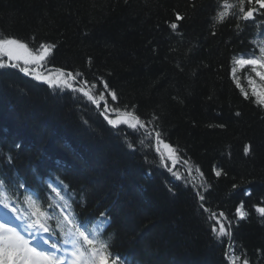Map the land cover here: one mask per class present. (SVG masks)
Instances as JSON below:
<instances>
[{"label":"trees","instance_id":"trees-1","mask_svg":"<svg viewBox=\"0 0 264 264\" xmlns=\"http://www.w3.org/2000/svg\"><path fill=\"white\" fill-rule=\"evenodd\" d=\"M216 12L217 0H0V36L54 44L50 69L103 78L118 95L108 97L113 106L159 117L180 157L173 171L191 182L84 98L15 68L0 69V175L41 193L45 181L63 180L82 218L108 217L111 252L128 264H229V238L214 237L201 203L234 221L237 254L264 264V217L253 207L264 206V109L243 98L231 74L233 56L253 51L264 16L237 29L233 18L215 23ZM248 71L237 75L250 91ZM241 202L245 219L236 217Z\"/></svg>","mask_w":264,"mask_h":264},{"label":"snow or ice","instance_id":"snow-or-ice-1","mask_svg":"<svg viewBox=\"0 0 264 264\" xmlns=\"http://www.w3.org/2000/svg\"><path fill=\"white\" fill-rule=\"evenodd\" d=\"M258 16H264V0H217V12L213 19L215 23H224L233 18L237 21V29H241L240 22H255ZM183 18L181 14H176V20ZM168 26L173 32L178 28L174 22ZM252 43L254 49L251 53L233 56L231 74L243 98L264 109V34ZM53 48L55 45L48 43L32 48L18 38L0 36V69L16 68L54 91H68L76 100L84 98L95 106L111 128L124 126L138 134L140 145L154 149L159 154L160 165L168 168L177 180H184L186 185L191 182L179 171H173L180 157L177 149L164 140L156 124L159 117L154 115L152 120H145L137 113L135 106H113L108 97L111 102H117L118 95L103 78L98 77L93 82L78 71L73 73L60 68L50 69L49 57ZM246 69L249 70L246 78L250 91L241 85L237 75L238 71ZM251 73H255L259 83ZM98 85H102V89ZM128 147L135 150L132 143H128ZM244 151L247 155L248 147ZM12 159L8 156V163ZM166 159L171 161L172 167L167 165ZM183 163L191 177L194 166L188 160ZM195 172L200 173V169L195 167ZM200 175L203 176L202 173ZM216 175L219 177L221 172L216 171ZM44 183L46 187L41 193L18 178L0 175V264H128L124 258L113 256L111 252V237L106 235L105 226L108 217L104 213L100 214L99 220L82 218L76 210L78 202L75 195L63 180L57 177ZM204 183L201 182V187ZM236 187L233 185V188ZM245 195H251V192ZM197 196L200 201H204L201 192L197 191ZM200 207L209 214L210 221H215L210 226L214 237L218 241L222 237L229 238V251L225 254L229 264H249L246 257L236 253L231 243L234 221L229 220L223 212L211 211L203 203ZM253 207L256 213L264 217V206ZM247 216L248 212L241 202L236 208V217L245 219Z\"/></svg>","mask_w":264,"mask_h":264},{"label":"rangeland","instance_id":"rangeland-1","mask_svg":"<svg viewBox=\"0 0 264 264\" xmlns=\"http://www.w3.org/2000/svg\"><path fill=\"white\" fill-rule=\"evenodd\" d=\"M255 74V73H254Z\"/></svg>","mask_w":264,"mask_h":264}]
</instances>
